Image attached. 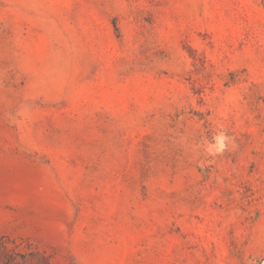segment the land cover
I'll return each instance as SVG.
<instances>
[{
	"label": "rangeland",
	"instance_id": "374dc122",
	"mask_svg": "<svg viewBox=\"0 0 264 264\" xmlns=\"http://www.w3.org/2000/svg\"><path fill=\"white\" fill-rule=\"evenodd\" d=\"M264 0H0V264H262Z\"/></svg>",
	"mask_w": 264,
	"mask_h": 264
},
{
	"label": "trees",
	"instance_id": "16d2710c",
	"mask_svg": "<svg viewBox=\"0 0 264 264\" xmlns=\"http://www.w3.org/2000/svg\"><path fill=\"white\" fill-rule=\"evenodd\" d=\"M262 264H264V260H263V263Z\"/></svg>",
	"mask_w": 264,
	"mask_h": 264
}]
</instances>
